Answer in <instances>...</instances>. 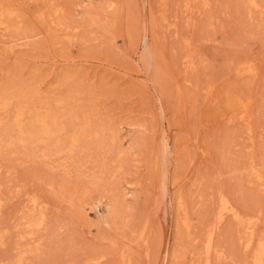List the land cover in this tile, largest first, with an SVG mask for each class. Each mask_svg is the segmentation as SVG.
Listing matches in <instances>:
<instances>
[{
	"label": "rangeland",
	"instance_id": "obj_1",
	"mask_svg": "<svg viewBox=\"0 0 264 264\" xmlns=\"http://www.w3.org/2000/svg\"><path fill=\"white\" fill-rule=\"evenodd\" d=\"M255 1L0 0V91L32 89L0 110V131L20 101L24 124L38 110L73 109L123 150L90 140L47 159L3 148L0 264H257L264 0ZM221 196L241 220L219 219Z\"/></svg>",
	"mask_w": 264,
	"mask_h": 264
},
{
	"label": "bare ground",
	"instance_id": "obj_2",
	"mask_svg": "<svg viewBox=\"0 0 264 264\" xmlns=\"http://www.w3.org/2000/svg\"><path fill=\"white\" fill-rule=\"evenodd\" d=\"M91 2L93 3V0H91ZM254 2L256 3L255 0H254ZM106 3L108 6L113 5L111 2H106ZM113 7L115 8V6H113ZM5 15H7V13L0 10V24H1L2 19ZM23 38H24V36H23ZM147 39H148V36L144 32L143 37H142V40H143L142 42H147ZM244 69L250 70L251 68L247 66ZM9 88H11V87H9ZM9 88H3L0 91V110H2V109L8 110L11 107L10 105H11V102L14 100V97H18V99L22 100L21 97H24V96L26 97V93L30 90L32 91V89H29V88L28 89L27 88H19V89L11 91V89H9ZM28 93H30V92H28ZM24 99L22 100V102L24 101ZM237 99H238V95H236L235 97H232L229 100V103L234 105L236 102H238ZM59 101L60 102H59V104L57 103V106L58 105L62 106L61 103L63 101L62 100H59ZM20 102L18 103L19 106L17 107V109H15L16 111H15L13 125L5 127L2 131H0V151L3 148L10 149L12 146L23 145L26 148V150L31 155L34 156V158H38L40 156H46L43 158H47V156H49L50 158H53V156H56L59 154L61 155V152H63V151H65V153H66V150L68 152L72 153V155L75 154L74 151H76V150L77 151L78 150L79 151L80 150L86 151L89 141L90 140H96V144L98 146L106 147L110 153L115 151V152H117V154H119V153L121 154V152H123L122 149H121L122 150L121 151V150H117V148H116V145H115L116 144V139H115L116 133H114V131H113L112 133L110 132L111 134L108 132L109 133L108 134L105 131L106 134L110 135L109 137H107L108 135L106 136L107 141H108L107 142L108 145H107L106 141H105L106 138L103 135L104 129L106 126L103 128L104 125L93 123V121L89 119L87 114H85V115H84V113L81 114L80 112H77V110L73 111V109L66 110L64 112H65V114L69 113L70 118H69V122L65 123L63 120L64 116H62L64 114V112L61 114L59 112H52V111H47V112L41 111V112H39V110H38L34 114H30L28 117L29 121L27 122V124H24V119L26 117V110L23 108V105H21ZM63 103H65V102H63ZM245 106H246V104H245ZM61 112H62V110H61ZM80 115H82V118H83L82 121H81ZM99 125L102 127H100ZM101 129H103V130H101ZM109 129H112V127H109ZM101 131L103 132V134ZM107 131H109V130H107ZM101 134L103 136L101 138H99L101 136ZM108 138H110V139H108ZM165 145H167V143ZM98 146H97V148H98ZM67 154H69V153H67ZM56 158H58V157H56ZM73 163H75V162H73ZM0 174H1V171H0ZM257 177H258V179L262 180L263 175L257 174ZM110 186L112 187V185H110ZM112 191H114V189H112ZM34 202H36V199H34ZM220 202L221 203H220L219 219H223L224 218L223 216L226 215L225 213H231V215L233 217L241 220V215H240L239 211L236 209V207H234V205L231 203V201L226 196H221ZM121 208H119V205L117 204V202H115L113 205H111V207H110L111 219H115L119 216V209H121ZM43 221H44V216L41 215L35 219L34 218L31 219L29 222H30V226L35 227V226H40L43 223ZM251 241L252 240L248 239L247 244H249ZM247 244H246V246H247ZM250 244H252V243H250ZM211 251H212V242L209 241L208 245H207L208 255L211 253ZM254 254H255L254 257H255L256 263L257 264H263L264 263V237L260 238V241L258 240V244L256 245V250L254 251ZM207 264H209V261L207 262Z\"/></svg>",
	"mask_w": 264,
	"mask_h": 264
}]
</instances>
